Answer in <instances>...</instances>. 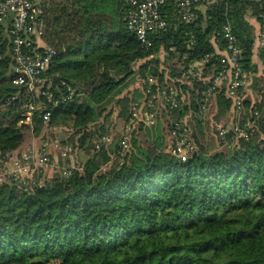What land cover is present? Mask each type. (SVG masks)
Returning a JSON list of instances; mask_svg holds the SVG:
<instances>
[{"label":"trees","instance_id":"16d2710c","mask_svg":"<svg viewBox=\"0 0 264 264\" xmlns=\"http://www.w3.org/2000/svg\"><path fill=\"white\" fill-rule=\"evenodd\" d=\"M174 10L147 48L128 28L125 0H46V43L56 55L42 77L51 101L15 83L10 56L0 62V152L21 148L28 133L42 136L50 112L60 144L91 156L69 178L0 191V264H264V99L244 100L242 113L250 111L237 122L252 123L249 138L228 133L223 150L204 116L209 109L226 117L233 106L225 87L211 91L225 26L248 79L257 73L247 16L263 21L264 0H222L197 9L188 25L173 24ZM208 56L195 77H184ZM150 78L154 93L173 88L179 107H166L153 127L137 125L124 156L119 143L117 161L103 169L98 155L110 142L93 152L97 136L129 123ZM133 82L138 89L126 92ZM177 124L190 129L195 147L186 162L163 149Z\"/></svg>","mask_w":264,"mask_h":264},{"label":"built area","instance_id":"2783aa9c","mask_svg":"<svg viewBox=\"0 0 264 264\" xmlns=\"http://www.w3.org/2000/svg\"><path fill=\"white\" fill-rule=\"evenodd\" d=\"M125 1L128 6V28L143 46L149 48L152 46L150 36L170 27L168 17L171 6L175 8L173 24L188 25L196 20L197 9L222 0ZM45 3L46 0H0V62L10 56L14 71L18 75L15 83L25 85L33 94L46 96L51 101L53 94L49 91V87L45 89V80L42 75L49 68L56 50L46 43ZM220 36L225 46L223 53H217L222 70L212 76L211 91L225 87L228 98L233 101L235 114L239 116L243 111L250 75L240 65L241 50L231 27L225 26ZM257 42L260 48H264V23L258 32ZM193 43L194 37H191L189 46L191 47ZM209 59L210 56L202 63L191 65L184 73V77L188 75L195 77L196 67H202ZM155 85V79L150 78L148 86L144 89V96L132 107L130 121L123 127L120 140L121 151L118 155L121 157L129 149V136L131 131L138 127L137 125L153 127L166 107L173 109L179 107L177 93L173 88L162 87L154 93ZM31 109H34V105ZM31 116V112L26 114L27 123H30ZM51 117L50 112H46L43 116L44 125L40 146L28 149L21 147L8 153L0 152V191L7 185H16L25 192H29L51 183L57 174L69 178L74 171L79 170L73 149L60 144L57 137L58 130L52 127ZM251 127L252 124L249 123L243 126L237 124L232 130L240 138L248 139ZM225 134H227L226 131L220 132V138L224 139ZM97 140L93 152L102 151L104 145L111 141L106 136H97ZM165 148L166 152L186 162L189 153L195 150L190 129L182 128L180 124H177L171 130ZM55 151L59 155H56ZM53 171L54 175L50 176L49 172Z\"/></svg>","mask_w":264,"mask_h":264},{"label":"rangeland","instance_id":"374dc122","mask_svg":"<svg viewBox=\"0 0 264 264\" xmlns=\"http://www.w3.org/2000/svg\"><path fill=\"white\" fill-rule=\"evenodd\" d=\"M250 17L254 18L257 20L256 17L252 16V13H250ZM258 21V20H257ZM263 21H264V16H263ZM263 21L259 22L260 23V27L263 24ZM257 35L255 33V36L257 38ZM256 42V41H255ZM255 47V46H254ZM259 49V58H260V52L262 50V48H260L259 46H257ZM160 58L163 60L165 58L164 53H162L160 55ZM261 64L262 66H264L263 61L261 60ZM252 62H253V58H252ZM140 64V63H139ZM254 64V63H253ZM255 65V64H254ZM257 67V65H255ZM262 67L260 69V71H258V67H257V73H255V76L253 79L249 80V83L247 84V88H246V97L245 99L252 101L253 104L255 103H261L262 100L264 99V70H262ZM138 84L137 82H133L129 88H127L125 91L126 92H130L134 89H138ZM250 109H247L245 113H242V118H244V116L246 114H249ZM112 112V111H110ZM205 119L209 122L210 124V129L211 132L213 133V137H215V141L209 142V140L205 141L206 146L209 144L211 145V143L215 146L216 150H223L226 148L229 140L227 138V135H229L228 133L233 132L232 128L239 124L237 122V118L239 116H237L235 114V109L232 106L231 110L229 111V114H227L226 117H219L215 111L210 112L209 109L205 110ZM240 116V117H241ZM252 124V123H251ZM111 128V131H110ZM104 131V135L106 137H108L111 141H110V146H107V149L105 150L104 153L99 154L98 157L100 158V160L104 161V166L103 169H107L109 166H111L113 163H115L117 161V157L115 154V151L117 150V148L119 147V143L122 137V133H123V124L122 122H116L114 127L112 126H107L105 127ZM110 131V132H109ZM222 131H226L227 134H225V138L222 139L220 138V132ZM33 138V139H32ZM170 136L168 137L167 141H169ZM235 140H239L240 137L238 135L235 134V136L233 137ZM41 136L39 138L35 137L33 134L28 133L26 135V141H25V146L31 145L32 143H36L37 146L41 145ZM32 140V141H31ZM23 144V145H24ZM36 146V147H37ZM85 147H88V145H85ZM164 151H166L165 146H163ZM74 151V150H73ZM56 155H59V153L57 151H55ZM92 155V154H91ZM74 156L76 159V166L78 167V169H81L80 167L85 166L87 160L91 157L90 154L88 153V151L86 150V148H82V150L79 149L78 152L74 151ZM105 158H107L105 160ZM109 158V160H108ZM84 165V166H83ZM50 176L54 175V171L53 172H49Z\"/></svg>","mask_w":264,"mask_h":264},{"label":"crops","instance_id":"0c3cea01","mask_svg":"<svg viewBox=\"0 0 264 264\" xmlns=\"http://www.w3.org/2000/svg\"><path fill=\"white\" fill-rule=\"evenodd\" d=\"M247 20L255 28V33L258 34V31H259V28H260V23L256 19L250 17V14L247 16ZM257 46H258V42H257V38H256L255 47H254V50H253V63L255 65H257L258 71H260L261 67H262V70H264V66H262V64H261V61H260V58H259V49H258ZM253 78H254V76H253ZM34 146H37L35 142L32 143L31 145H28V146H25V144H24L22 146V148L28 149V148H31V147H34Z\"/></svg>","mask_w":264,"mask_h":264}]
</instances>
